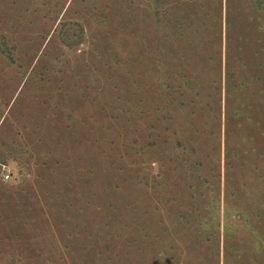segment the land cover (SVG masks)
Returning a JSON list of instances; mask_svg holds the SVG:
<instances>
[{
    "label": "rangeland",
    "instance_id": "1",
    "mask_svg": "<svg viewBox=\"0 0 264 264\" xmlns=\"http://www.w3.org/2000/svg\"><path fill=\"white\" fill-rule=\"evenodd\" d=\"M0 264H264V0H0Z\"/></svg>",
    "mask_w": 264,
    "mask_h": 264
}]
</instances>
